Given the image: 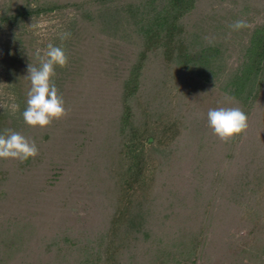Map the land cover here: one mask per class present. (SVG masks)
<instances>
[{"label":"trees","instance_id":"obj_1","mask_svg":"<svg viewBox=\"0 0 264 264\" xmlns=\"http://www.w3.org/2000/svg\"><path fill=\"white\" fill-rule=\"evenodd\" d=\"M32 1L12 0L0 12V28L8 26L22 31L17 37L20 49L5 65L10 84L8 94L17 98L19 109L13 112L10 106L0 108V134H6V129L16 131L35 141L38 149L40 141H46V132L37 136L32 131L39 126L27 125L22 116L31 87L25 78L28 65L39 64L26 30L29 17L77 9L80 15L74 22L77 29L72 42L81 40L80 35L88 28H96L137 47L116 96L120 110L113 136L116 147L105 166L114 181L111 188L104 190L108 201L104 213L107 227L97 231L94 237L83 235L85 240L72 239L67 232L61 235L58 232L48 240L39 237L45 251L51 253L54 246L60 251L64 245L68 254L75 257L72 264H210L204 250L206 234L201 227L196 231L189 227L161 235L147 225L152 215L148 205L153 202L161 158L168 154L185 127L186 115L170 106L180 96H187L186 93L193 96L199 91L209 97L219 96L226 100L227 107L243 109L249 127V119L257 117L255 138L248 136V127L245 133L231 139L235 147L244 150L240 151V159L232 161L238 164V171L229 174L226 165L227 202H232L241 228L244 225L248 231L238 238L232 235L227 252L229 260L234 259L233 254L239 256L237 264H264V144H258L264 140V20L252 29L246 43L237 48L236 64L230 69L224 35L202 21L190 22L202 0H51L36 6ZM77 50L73 49V57L82 60L83 54ZM70 71L69 67H57L53 78L64 100L77 76ZM227 148L229 152L232 149ZM42 158L41 153L40 157L25 162L0 158V207L3 206L0 213L5 215L4 212L12 209V205L5 203L6 192L10 190L4 189L8 181H15L11 176L16 173L29 180L28 175L40 167ZM233 158L230 154L227 157L229 162ZM98 165L104 166L101 162ZM59 175L56 172L53 178ZM195 211L192 210L188 219H197ZM19 224L8 216L0 218V264H17L18 257L25 262L24 258L31 256L29 237L35 232L28 231L34 226ZM166 227L169 228L168 224Z\"/></svg>","mask_w":264,"mask_h":264},{"label":"rangeland","instance_id":"obj_2","mask_svg":"<svg viewBox=\"0 0 264 264\" xmlns=\"http://www.w3.org/2000/svg\"><path fill=\"white\" fill-rule=\"evenodd\" d=\"M42 1L51 2L33 0L31 4L36 6ZM10 2L12 0H0V12ZM97 9L98 7L95 8L96 12ZM79 15L77 9L57 10L33 15L26 23L33 50L37 52L39 49L43 55L49 43L62 46L69 56L67 67L71 70L70 74L73 71L77 76L67 90L65 103L68 115L54 120L44 128H35L37 132L35 129L32 131L37 136L46 132V141H40L39 149L42 150L38 154L39 157L40 153L43 156V163L28 175L29 180L26 177L23 180L14 173L11 178L15 181L10 180L9 185L4 186V189L10 190L6 192L5 203L12 205V209L8 213L4 212L5 215L0 213V218L8 216L13 222L19 221V225L34 226L32 231H28L35 232L29 237L31 247H28V251L31 256L25 257V262L18 257L15 261L17 264H72L75 257L68 254L64 245L62 250L57 251V246H54L52 252L48 253L41 246L39 237H47L48 240L58 232L60 235L67 232L72 239L83 240V235L94 237L97 231L107 227L104 213L108 201L104 197V190L111 188L114 181L105 166L109 163V154L116 147V138L113 136L120 113L116 96L119 83L134 60L137 47L130 45L128 40L111 37L96 28H88L87 32L80 35L81 40L72 42L77 29L74 22ZM239 19L247 21L248 27L233 30L230 25ZM263 20L264 0H202L198 12L191 17L190 22L202 21L216 27V31L224 35L228 49L227 61L232 69L237 60V48L246 43L249 33ZM21 32L8 26L0 28L2 109L7 106L12 109L13 104L18 105L17 98L15 100L12 93L8 94L10 84L5 65L20 49V38L17 37ZM62 33L71 35L62 42ZM73 49H78L77 53L83 54L82 60L76 61ZM204 94H199L198 91L196 95L188 96L189 93H186L187 96H180L178 102L170 106L186 115L185 127L168 154L161 158L152 194L153 202L148 205V211L151 210L152 215L148 217L147 225L161 235H167V231L178 233L189 227L196 231L201 227L206 234L204 250L210 264H237L239 256L233 254L235 260H229L228 240L232 235L237 238L244 236L248 228L244 225L241 228L239 218L235 217L237 211L234 212L230 205L232 202H227L226 165L228 164L229 174L238 171V164L232 161L240 159V151L244 149L235 147L231 140L221 141L213 133L207 123V112L209 109L227 107L226 100ZM205 96L208 97L207 100ZM256 121L255 115L249 119L250 138H255L253 129L257 126ZM258 144H264V140L258 141ZM227 147L232 148L230 152ZM228 153L234 155L230 162L227 159ZM99 162L104 166L98 165ZM56 172L60 175L55 179L53 176ZM193 209L196 210L197 219H188ZM167 224L169 228L166 227Z\"/></svg>","mask_w":264,"mask_h":264},{"label":"clouds","instance_id":"obj_3","mask_svg":"<svg viewBox=\"0 0 264 264\" xmlns=\"http://www.w3.org/2000/svg\"><path fill=\"white\" fill-rule=\"evenodd\" d=\"M230 27L238 31L248 27V24L247 21L239 19ZM70 35V33H62L61 41L68 39ZM35 55L39 64L38 66L31 63L28 65V74L25 78L30 81L31 87L27 92V107L22 116L27 125L44 128L54 120H60L68 115L65 100L53 78L57 67L68 66L69 56L62 46H55L52 43L47 45L43 55L39 49ZM11 107L13 112L19 109V105L16 104ZM207 123L213 133L224 142L245 133L249 127L248 115L240 107L209 109ZM5 133L0 134V158L25 162L39 154L35 141H30L22 134L10 129H6Z\"/></svg>","mask_w":264,"mask_h":264}]
</instances>
